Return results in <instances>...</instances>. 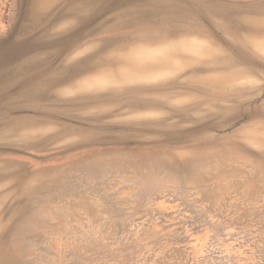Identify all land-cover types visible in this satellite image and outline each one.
<instances>
[{
    "label": "rangeland",
    "instance_id": "rangeland-1",
    "mask_svg": "<svg viewBox=\"0 0 264 264\" xmlns=\"http://www.w3.org/2000/svg\"><path fill=\"white\" fill-rule=\"evenodd\" d=\"M0 264H264V0H0Z\"/></svg>",
    "mask_w": 264,
    "mask_h": 264
}]
</instances>
